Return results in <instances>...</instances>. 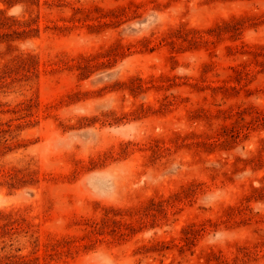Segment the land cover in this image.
I'll return each mask as SVG.
<instances>
[{"label": "rangeland", "instance_id": "rangeland-1", "mask_svg": "<svg viewBox=\"0 0 264 264\" xmlns=\"http://www.w3.org/2000/svg\"><path fill=\"white\" fill-rule=\"evenodd\" d=\"M0 264H264V0H0Z\"/></svg>", "mask_w": 264, "mask_h": 264}]
</instances>
